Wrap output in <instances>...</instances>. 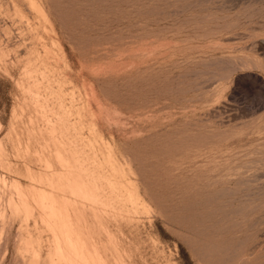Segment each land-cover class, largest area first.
Returning a JSON list of instances; mask_svg holds the SVG:
<instances>
[{"label":"rangeland","instance_id":"rangeland-1","mask_svg":"<svg viewBox=\"0 0 264 264\" xmlns=\"http://www.w3.org/2000/svg\"><path fill=\"white\" fill-rule=\"evenodd\" d=\"M0 264H264V0H0Z\"/></svg>","mask_w":264,"mask_h":264}]
</instances>
